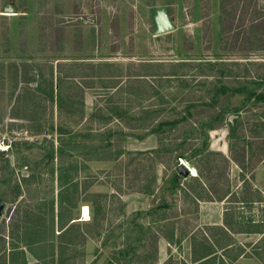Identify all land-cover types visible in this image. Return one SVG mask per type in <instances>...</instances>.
I'll use <instances>...</instances> for the list:
<instances>
[{
	"label": "rangeland",
	"instance_id": "obj_1",
	"mask_svg": "<svg viewBox=\"0 0 264 264\" xmlns=\"http://www.w3.org/2000/svg\"><path fill=\"white\" fill-rule=\"evenodd\" d=\"M263 121L264 0H0V264H264Z\"/></svg>",
	"mask_w": 264,
	"mask_h": 264
},
{
	"label": "crops",
	"instance_id": "obj_2",
	"mask_svg": "<svg viewBox=\"0 0 264 264\" xmlns=\"http://www.w3.org/2000/svg\"><path fill=\"white\" fill-rule=\"evenodd\" d=\"M82 103V102H81ZM83 103H87L86 101H83ZM87 108V107H86ZM86 108H84V109H86ZM228 145H226L225 143L223 144V145H221L220 146V152L222 153V154H225L226 155V153H227V150H228ZM238 162L236 161V160H233L232 159V161H231V164H230V169H229V173H230V176H229V179H231V182L233 181V179H236L235 177H233L234 176V174L235 173H237L238 171H240L241 170V168H240V166H239V164H237ZM257 164H264V152H263V154H261L260 155V159H259V161H258V163ZM189 168V167H188ZM190 169V168H189ZM195 169V168H194ZM196 170V169H195ZM193 175H195V174H193ZM228 179V178H227ZM237 181H238V183H242V182H244L245 181V178H242L241 177V179L239 180V178H237L236 179ZM226 191H225V193H223V194H221V196L219 197V198H211V199H207V197L204 199V200H206L207 202H210V203H212V202H219V203H222L223 204V208H224V210L225 209H227V207H225L228 203H230L229 201H231L229 198L231 197V195H233L234 193H233V191L232 190H229L228 188H229V186L227 185L226 186ZM259 189V188H258ZM261 191V190H260ZM262 195H260L258 198H253V199H249L248 197H246V196H244V198H239L238 200H239V203H250V202H252V203H255V204H257V203H259V205H261L262 203H264V192H263V190H262V193H261ZM193 198L196 200V201H198V202H200V199L202 198L201 196H193ZM251 200V201H250ZM225 205V206H224ZM153 208V207H152ZM151 209V208H150ZM150 209H148V210H150ZM148 210H146V212L148 211ZM146 215H149L148 213L146 214ZM173 234V228L172 227H170L169 229L167 228L166 229V233H164L163 234V236H161L162 238H164L166 235V237L165 238H168V241H169V239H170V237H171V235ZM161 237H159V238H161ZM159 238H157V242H156V244H157V255H156V261L157 260H161V261H165V260H162V259H160V258H158L157 256H158V243H159V245H160V239ZM193 250H192V252H191V261L193 262V263H197V262H200L203 258H201V259H199V260H197V261H194L193 260ZM159 263V262H158ZM162 263H164V262H161L160 264H162Z\"/></svg>",
	"mask_w": 264,
	"mask_h": 264
},
{
	"label": "trees",
	"instance_id": "obj_3",
	"mask_svg": "<svg viewBox=\"0 0 264 264\" xmlns=\"http://www.w3.org/2000/svg\"><path fill=\"white\" fill-rule=\"evenodd\" d=\"M223 1V0H222ZM225 1V0H224ZM227 1V0H226ZM242 1H245V0H238V2H242ZM247 1V0H246ZM33 73V72H32ZM25 74V72L23 73V76H24V79L22 80L23 82H25L27 79V77L24 75ZM29 82V81H28ZM262 125L264 126V121L262 122ZM264 135V134H263ZM204 186L205 187H207L206 188V190L210 193V196H209V194H208V196H207V199H211V198H219L220 196H221V194H223V193H225V191L224 192H222L219 196H216L214 193H213V189H212V184H209V188H208V186H207V184L205 183L204 184ZM251 201V200H250ZM156 211V209H155V207H153V208H151L150 210H148L147 212H146V214L148 213V214H152V212H155ZM157 238H158V235H157V233L156 232H153L152 234H151V239H152V245H151V248H152V259H155L156 260V255H157V244H156V242H157ZM204 241L206 242V244H208L209 242L207 241V239H205L204 238ZM210 244V243H209ZM211 252L209 251V250H207L206 249V251H205V253L204 254H200L201 256H198V254H194V252H193V260L194 261H197V260H199V259H201V258H203V257H205V256H207L208 254H210ZM126 254V253H125ZM138 258H140V255H138ZM146 262L144 261V263H141V262H137V261H133L131 264H145ZM108 264H109V262H108ZM110 264H112V263H110ZM148 264H150V263H148Z\"/></svg>",
	"mask_w": 264,
	"mask_h": 264
},
{
	"label": "water",
	"instance_id": "obj_4",
	"mask_svg": "<svg viewBox=\"0 0 264 264\" xmlns=\"http://www.w3.org/2000/svg\"><path fill=\"white\" fill-rule=\"evenodd\" d=\"M172 24L169 22V20L165 17L162 16L159 20H158V28H157V32H165L168 30L172 29ZM232 117V116H231ZM230 117V118H231ZM177 170L179 171L180 174L182 175H188L190 173V169L183 163H179L177 165ZM2 207V205L0 204V208Z\"/></svg>",
	"mask_w": 264,
	"mask_h": 264
},
{
	"label": "bare ground",
	"instance_id": "obj_5",
	"mask_svg": "<svg viewBox=\"0 0 264 264\" xmlns=\"http://www.w3.org/2000/svg\"><path fill=\"white\" fill-rule=\"evenodd\" d=\"M196 170L194 168H190V174H195ZM82 219H88L89 218V211L88 208L86 206L83 207L82 209Z\"/></svg>",
	"mask_w": 264,
	"mask_h": 264
},
{
	"label": "built area",
	"instance_id": "obj_6",
	"mask_svg": "<svg viewBox=\"0 0 264 264\" xmlns=\"http://www.w3.org/2000/svg\"><path fill=\"white\" fill-rule=\"evenodd\" d=\"M9 146L8 145H2L0 144V151H4L8 148Z\"/></svg>",
	"mask_w": 264,
	"mask_h": 264
}]
</instances>
